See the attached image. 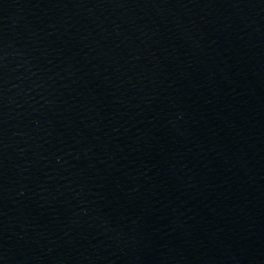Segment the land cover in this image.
<instances>
[{"label":"water","instance_id":"95a60500","mask_svg":"<svg viewBox=\"0 0 264 264\" xmlns=\"http://www.w3.org/2000/svg\"><path fill=\"white\" fill-rule=\"evenodd\" d=\"M0 264H264V0H0Z\"/></svg>","mask_w":264,"mask_h":264}]
</instances>
